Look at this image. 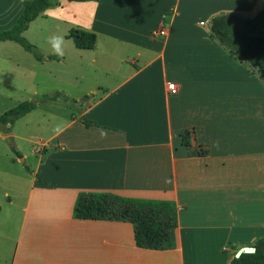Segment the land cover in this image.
<instances>
[{
    "label": "crops",
    "instance_id": "obj_1",
    "mask_svg": "<svg viewBox=\"0 0 264 264\" xmlns=\"http://www.w3.org/2000/svg\"><path fill=\"white\" fill-rule=\"evenodd\" d=\"M23 5L0 0V32L13 28ZM263 7L264 0H60L34 20L24 37L46 23L62 27L68 43L73 29L97 36L93 50L73 42L78 77L93 84L85 102L69 98L68 117L52 119L19 202L6 195L0 264H230L232 251L263 239L264 77L211 32L219 14L253 18ZM18 46L0 41V65L21 75ZM64 54H42L34 69L64 63ZM19 104L0 92V116ZM14 126L0 139L17 137ZM196 150L208 154L189 155ZM82 192L175 202L177 247L143 249L131 223L74 218Z\"/></svg>",
    "mask_w": 264,
    "mask_h": 264
},
{
    "label": "trees",
    "instance_id": "obj_2",
    "mask_svg": "<svg viewBox=\"0 0 264 264\" xmlns=\"http://www.w3.org/2000/svg\"><path fill=\"white\" fill-rule=\"evenodd\" d=\"M76 2L98 0H68ZM60 4V0H24L23 10L16 24L7 31L0 32V41H13L30 52L36 60L44 61V56L23 33L41 14ZM212 37L219 41L238 59L245 62L252 71L264 77V7L253 18L238 14L222 13L211 22ZM80 50H93L97 36L94 33L73 29L69 34ZM50 60L56 56H49ZM61 92L44 95L39 101H25L0 116V131L8 134L10 128L21 118L38 108L39 103L56 102L63 99ZM93 124L87 121V125ZM183 144L190 148L191 133L182 134ZM19 158L21 154L14 150ZM208 151H189L190 156H206ZM74 218L109 222H127L134 227L136 245L149 250H171L177 247L178 207L167 200L126 198L112 193L82 192L78 195ZM254 253L233 257L230 264H264V238L253 246ZM236 255V254H235Z\"/></svg>",
    "mask_w": 264,
    "mask_h": 264
},
{
    "label": "rangeland",
    "instance_id": "obj_3",
    "mask_svg": "<svg viewBox=\"0 0 264 264\" xmlns=\"http://www.w3.org/2000/svg\"><path fill=\"white\" fill-rule=\"evenodd\" d=\"M45 25H47L46 29L40 27L42 30L37 29L35 25L31 26L25 38L36 45L40 53L52 54L51 45L48 43L49 37L63 36L64 31L57 25L48 23ZM65 42L64 55L67 61L64 63L49 62L34 69L37 63L35 57L18 46L21 49L20 54L12 53V56L22 64L21 75L12 72L11 64L0 65L6 68V72H9L8 74H3V71L0 73V92L8 94L15 101L36 102L44 95L52 96L58 92L64 94L63 99L56 102L39 103L40 107L37 110L18 120L13 128V135L17 137L13 136L14 139L7 140L0 139V208H5L0 221V233L7 230V223L4 220L8 216L6 195L9 194L15 202H19L20 196L24 195L23 190L29 186L32 179L30 169L35 168L39 161L40 155L36 154V151L42 149L39 142L40 140L47 141L53 130L52 119L68 117L74 111L70 99H76L81 103L90 97L84 91L91 87L93 81L88 75L85 79L82 76L78 77L76 63V60H79L78 51L72 41L68 43L65 40ZM1 50L3 53L10 51L9 49ZM79 72L82 74V70ZM14 150L18 151L22 158H18ZM25 159L26 164L22 162ZM10 246L12 244H8V247ZM1 247L2 240H0ZM235 254L236 251H232L231 256L234 257Z\"/></svg>",
    "mask_w": 264,
    "mask_h": 264
},
{
    "label": "clouds",
    "instance_id": "obj_4",
    "mask_svg": "<svg viewBox=\"0 0 264 264\" xmlns=\"http://www.w3.org/2000/svg\"><path fill=\"white\" fill-rule=\"evenodd\" d=\"M48 43L51 45L53 54L62 56L64 54L65 39L62 35H52L49 37ZM103 135V133H102Z\"/></svg>",
    "mask_w": 264,
    "mask_h": 264
},
{
    "label": "built area",
    "instance_id": "obj_5",
    "mask_svg": "<svg viewBox=\"0 0 264 264\" xmlns=\"http://www.w3.org/2000/svg\"><path fill=\"white\" fill-rule=\"evenodd\" d=\"M158 34L164 35L165 32L164 31H160V32H156L155 33V35H158ZM167 89L170 92V94H172V95H177L178 91H179V89H178V87H177V85L175 83H168Z\"/></svg>",
    "mask_w": 264,
    "mask_h": 264
},
{
    "label": "water",
    "instance_id": "obj_6",
    "mask_svg": "<svg viewBox=\"0 0 264 264\" xmlns=\"http://www.w3.org/2000/svg\"><path fill=\"white\" fill-rule=\"evenodd\" d=\"M256 251L255 248L253 247H244L242 249H240L237 253H236V258H239L242 254H245V253H254Z\"/></svg>",
    "mask_w": 264,
    "mask_h": 264
}]
</instances>
